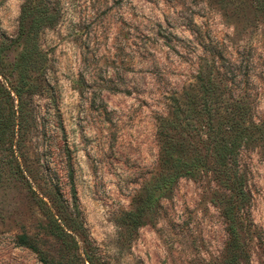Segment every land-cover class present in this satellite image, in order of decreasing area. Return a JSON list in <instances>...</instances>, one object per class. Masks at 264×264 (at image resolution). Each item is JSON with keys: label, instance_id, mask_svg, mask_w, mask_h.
I'll return each instance as SVG.
<instances>
[{"label": "rangeland", "instance_id": "rangeland-1", "mask_svg": "<svg viewBox=\"0 0 264 264\" xmlns=\"http://www.w3.org/2000/svg\"><path fill=\"white\" fill-rule=\"evenodd\" d=\"M23 1L0 0V42L16 35ZM48 1L59 17L38 35L46 69L41 88L24 99L14 149L39 184H59L68 201L75 186L100 261L264 264V130L239 151L248 200L235 261L221 213L228 191L211 172L179 178L136 232H123L118 220L157 166L156 127L170 97L195 87L210 54L235 76L230 95L245 96L254 120L264 124V18L250 8L227 17L212 0ZM27 194L22 182L3 177L0 264H42L17 245L22 231L37 235L44 248L56 247Z\"/></svg>", "mask_w": 264, "mask_h": 264}, {"label": "trees", "instance_id": "trees-1", "mask_svg": "<svg viewBox=\"0 0 264 264\" xmlns=\"http://www.w3.org/2000/svg\"><path fill=\"white\" fill-rule=\"evenodd\" d=\"M212 1L227 17L250 8L254 16L264 18V0ZM58 17L48 0H24L16 35L0 42V183L5 175L23 183L34 208L44 219L45 235L52 238L56 247L44 248L40 238L27 231L17 236V245L31 250L42 264H103L84 226L75 186H70L68 201L59 184H39L37 175L14 149L20 148L24 99L41 88V75L46 69L47 58L38 35L54 26ZM16 48L18 53L7 61L8 52ZM210 55L205 67L197 70L195 87L170 97L169 112L156 127L157 166L118 220L123 232H136L147 222L158 197L171 191L179 178H196L211 172L228 191L222 198L221 213L228 234L227 248L231 261H235L241 211L248 200L245 176L238 163L239 151L249 135L263 134L264 124L254 120L245 96L230 95L236 90L235 76H229L231 71H222L224 64L219 55Z\"/></svg>", "mask_w": 264, "mask_h": 264}]
</instances>
